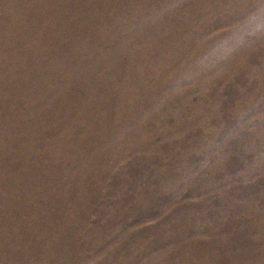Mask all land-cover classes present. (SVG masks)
<instances>
[{
  "label": "rangeland",
  "instance_id": "1",
  "mask_svg": "<svg viewBox=\"0 0 264 264\" xmlns=\"http://www.w3.org/2000/svg\"><path fill=\"white\" fill-rule=\"evenodd\" d=\"M0 264H264V0H0Z\"/></svg>",
  "mask_w": 264,
  "mask_h": 264
}]
</instances>
